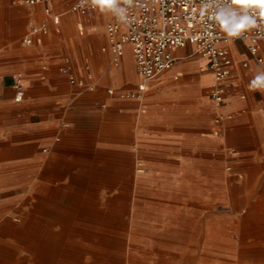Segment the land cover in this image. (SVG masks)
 Instances as JSON below:
<instances>
[{
  "label": "crops",
  "instance_id": "0c3cea01",
  "mask_svg": "<svg viewBox=\"0 0 264 264\" xmlns=\"http://www.w3.org/2000/svg\"><path fill=\"white\" fill-rule=\"evenodd\" d=\"M77 1L51 0L53 14L48 15L45 3L24 6L10 0L12 6L26 8L24 39L32 43L16 38L10 46L15 56L8 63L0 61V140L16 139L17 149H27L9 157V163L60 165L54 159L72 154L70 163L76 164L78 145L89 149L84 158H92L100 124V135L121 141L126 152L127 144L135 143L138 164L157 175L170 171L157 169L159 165L210 164V159L225 165L227 149L248 154L232 156L234 160L264 162V89L249 87L257 70L264 68V42L257 55L261 62L248 41L220 43L233 59L220 101L212 97L210 59L193 45L175 49V66L146 82L142 96L128 97L144 83L132 46L125 47L121 65L115 66L107 30L113 17L98 9L74 13L71 7ZM53 15L61 17L59 24ZM70 77L84 81L85 87L72 85ZM17 81L26 91L20 103L15 101ZM118 127L121 136L115 135Z\"/></svg>",
  "mask_w": 264,
  "mask_h": 264
},
{
  "label": "bare ground",
  "instance_id": "6f19581e",
  "mask_svg": "<svg viewBox=\"0 0 264 264\" xmlns=\"http://www.w3.org/2000/svg\"><path fill=\"white\" fill-rule=\"evenodd\" d=\"M15 148L0 147V160L27 151L26 148ZM218 163L213 172L200 171L192 163L179 165L159 177L141 175L137 180L129 178L130 190L122 193L120 198L111 199L113 209L119 212L118 220L93 226L74 223L85 200L80 199L81 192L68 191L67 184L49 185L42 180L37 188L45 191L44 197L36 195V199L26 191L33 180L31 174L39 171L42 162L4 163L0 165V189H9L6 196L19 192H24L25 196L0 208V264H191L195 258L189 255L187 246L162 243L157 236L172 233L174 222L184 224L187 207L194 203L193 200L201 198L202 208L211 212L216 211L222 199H229L230 211L236 215L230 219L211 217L208 220V243L201 264H264V193L257 201H252L255 191L264 187V162H248L242 168L243 173L240 172L245 181H249L243 185V191L250 189V194L238 193V188L234 190L233 185L229 194L225 192L229 184L235 183L231 175H236V171L231 172V168L227 171L225 165ZM137 169L140 174L146 172L144 165ZM43 176H48L46 171L41 172ZM142 186L161 197L162 208L153 217L157 223L145 222L141 211L135 209L136 201L142 198L143 193L139 191ZM214 194L219 200L212 198ZM64 200L69 203V212L55 206ZM84 242L87 246L83 245ZM71 249L76 252V257L63 256V251Z\"/></svg>",
  "mask_w": 264,
  "mask_h": 264
},
{
  "label": "rangeland",
  "instance_id": "374dc122",
  "mask_svg": "<svg viewBox=\"0 0 264 264\" xmlns=\"http://www.w3.org/2000/svg\"><path fill=\"white\" fill-rule=\"evenodd\" d=\"M25 14H26V8L14 7L11 5L10 0H0V36L2 35L0 37L1 62L8 63L11 59V56L12 57L15 56L16 52L11 53L10 51L11 44L16 40V38L23 42L24 37L27 35L25 30L26 23L25 20L23 19L25 18ZM18 56L20 57L19 59H23L21 52H18ZM29 59L31 58L29 57ZM117 121H118L117 123H121L120 119ZM0 123H2L1 118H0ZM100 126L101 124L98 127L99 138L96 148L94 147L92 148V153H93L92 158L89 157L84 158V154H86V151L89 152V149L86 150L84 146L78 145L76 148L78 154H76V159H74L77 162L76 164L70 163V161H72L73 158L69 156H73V155L68 154L66 155L67 158L54 159V160L62 161L60 165L50 164L49 161H45L44 163H42V166L40 167L39 171H35L33 172V174H31L32 172H30L33 180L30 182L29 188L26 191L27 192L29 191L31 194H33L34 195L33 197L35 199L38 198L36 195L43 196V193L45 192L43 189H41L40 191L37 188L39 183L43 181L45 184H49V185H56V184L60 185V183L67 184L69 186L68 191L75 193H79V192L82 193L83 196L80 199L85 200V202L81 205V211L77 215L78 216L77 220L74 221V223L77 225H83V224L88 226H93L96 224L105 225L106 223L113 222V220H118V217L120 215L119 212L113 209L112 206L113 204L111 203V199L120 198L122 196V193H127L130 190V184L128 182L129 178H134V180H137L141 175L151 176V177L160 176L153 171H151L150 173V171L147 169V166H146V172L144 174L138 173L137 168L141 167V165L138 164V161H141V158L139 152L137 153L136 150L134 152L132 151V147L136 146L135 143L130 142L129 144H127L130 147L129 148L130 151L126 152L125 150H123V143L121 141L114 140L111 142V141H107L103 136H101ZM118 128H119V133L115 135L121 136L122 133L121 127ZM16 142H17L16 139L10 142H5L0 140V147L5 145L15 148L16 146L20 145L17 144ZM72 151L70 152L72 153ZM123 152H126L125 156H123L122 154ZM16 154H20V153H16ZM226 154H227V158H226L225 167H227V171L230 168L232 169L231 172L235 170L236 175L234 174L231 175L233 178H235L234 181L235 185L229 184L225 192L230 193L231 189L234 186V190H237L238 188L237 190L238 193L246 192L245 194H250L251 193L250 189H246L245 191H243L244 189L243 185L245 184V182L246 183L249 182L248 180L245 181L246 178L242 174L243 173L242 168L246 166V163L244 162L245 159L234 160L233 158H231L232 156H243L248 154L243 153L242 150H238V153H236V150H229V149H227ZM77 156L79 158H77ZM11 159H7L8 161L4 160L5 162L3 160H0V165H3L4 163H9ZM123 160L127 162L131 160V162L130 164H123L122 163ZM101 165L102 166L105 165L104 168ZM194 165H197L200 171L201 169H206L209 170V172H213L216 167V164L214 165L212 163V159H210V164H194ZM156 167L157 169L160 170L169 169L174 171L178 167V165L177 164L159 165ZM45 168L46 170H44ZM55 170H57L58 172L56 171L57 173H55ZM45 171H46V175L48 174V176H45V178L44 176L41 177V172H45ZM241 171L242 173H240ZM231 176L229 175V177ZM126 177L127 180L125 179ZM55 178L58 179V181L53 180ZM147 190H149V188L144 186H142V189L139 190L143 194H142V198L136 201L135 209L141 211V215L145 222L157 223L156 221H154L153 217H155L156 215L154 214L157 213L162 208L161 206L163 205V203L159 201L161 199L160 196L151 194ZM155 190L158 191L159 188L156 187ZM8 191L9 189L3 187L0 189V208L7 207L10 205L12 200L14 201L17 200L18 197L21 198L22 196H25L24 192H19L16 195L6 196L5 194ZM255 192L257 193L253 197L252 201H257L259 199L258 197L259 196L261 197V195L264 193V187L263 188L259 187ZM212 198L215 200H219V196L215 194ZM201 201H203L202 198L201 200H193L192 202L194 203L192 204L190 203V207H187V213H188L187 220L184 222V224H181L182 222L181 223L174 222L171 225V228L173 230L172 233L170 234L160 233L157 236L159 242L179 243L187 246L190 252L189 255L190 256L192 255L191 257L195 258L193 259L194 261L192 260L191 264H201V262L203 261L202 257L204 256L203 253L205 252L204 247L208 243V237H207L208 220L211 217H215L220 220L222 218L230 219L236 217V215L230 211L231 205L229 199L228 200L222 199V203H220L218 205V208L215 209L216 211L213 212L205 208H202L203 203ZM89 202L91 204H89ZM169 204L172 205L173 203H169ZM55 206L62 208L67 212H69L70 210L69 203L65 200L59 204L56 203ZM111 209L114 211L112 212ZM85 212L87 213L85 214ZM81 216L84 217L82 218ZM89 217L90 218L94 217V218L90 219ZM178 224H181L182 226ZM80 241L82 240H79V245H82ZM83 245L87 246V242H84ZM67 248L68 246L65 249ZM63 256L67 258L76 257V252H74V250L72 249L70 251L65 250L63 251ZM87 258L88 255L84 256L85 260Z\"/></svg>",
  "mask_w": 264,
  "mask_h": 264
},
{
  "label": "built area",
  "instance_id": "2783aa9c",
  "mask_svg": "<svg viewBox=\"0 0 264 264\" xmlns=\"http://www.w3.org/2000/svg\"><path fill=\"white\" fill-rule=\"evenodd\" d=\"M50 2L51 0H14L15 4L24 6L45 3L46 13L52 15ZM233 3L251 10L254 14L262 12L259 5L253 2L241 3L233 0ZM200 5L201 0H134L130 7L128 24H121L113 17L114 20L107 27L113 63L120 66L125 47L131 45L138 72L144 80L136 92L127 94L128 97L142 96L147 88L146 82L154 80L175 66V49L193 45L199 54L210 59V68L215 79L212 97L217 101L222 99L224 83L230 76L233 59L228 50L220 47V43L227 39L207 16H201ZM93 10L96 8L91 5L90 0L84 5L78 0L71 7L72 12L81 15ZM60 18L59 15H53L56 24L60 23ZM257 19L259 23L264 24V14L259 15ZM247 35L246 41L250 42V51L257 56L259 45L264 42V38L258 36L257 29ZM24 43L30 45L32 40L26 37ZM257 58L262 61L259 56ZM70 82L72 85L85 87V82L75 77H70ZM15 91V101L23 102L26 91L21 81L15 83ZM109 93L113 94L114 90L110 89Z\"/></svg>",
  "mask_w": 264,
  "mask_h": 264
},
{
  "label": "clouds",
  "instance_id": "9594fccd",
  "mask_svg": "<svg viewBox=\"0 0 264 264\" xmlns=\"http://www.w3.org/2000/svg\"><path fill=\"white\" fill-rule=\"evenodd\" d=\"M88 0H80L84 5ZM92 6L101 13L108 14L121 24L130 22V7L134 0H90ZM259 5L262 12L253 13L251 10L238 6L233 0H201V16H207L212 24L219 28L225 39L242 38L244 41L248 38V33L253 29L258 30V36L264 38V24L258 22L257 17L264 14V3L253 2ZM250 88L255 90L264 89V68L257 70L253 80L250 82Z\"/></svg>",
  "mask_w": 264,
  "mask_h": 264
},
{
  "label": "snow or ice",
  "instance_id": "6c2138e0",
  "mask_svg": "<svg viewBox=\"0 0 264 264\" xmlns=\"http://www.w3.org/2000/svg\"><path fill=\"white\" fill-rule=\"evenodd\" d=\"M238 2H241V3H249V2H260V3H264V0H238Z\"/></svg>",
  "mask_w": 264,
  "mask_h": 264
}]
</instances>
